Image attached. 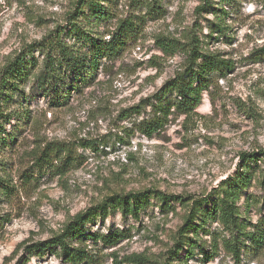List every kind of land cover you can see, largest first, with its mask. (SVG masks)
<instances>
[{
  "label": "rangeland",
  "instance_id": "rangeland-1",
  "mask_svg": "<svg viewBox=\"0 0 264 264\" xmlns=\"http://www.w3.org/2000/svg\"><path fill=\"white\" fill-rule=\"evenodd\" d=\"M137 1L113 2L116 16L143 18L138 21L137 42L116 59H103L94 80L72 91L64 104L29 96L31 81L18 85L11 107L25 104L31 120L19 130L11 148L0 150V179L9 186L8 190L0 186V264H70L51 251L29 255L21 246L12 252L26 238H48L74 214L114 194L156 189L186 201L173 200L172 208H162L151 197L136 218L122 216L118 210L97 218L88 225L92 231L121 230L125 236L114 246L88 240V256L81 264H115L113 253L118 259L137 253L150 261L176 264L169 258L186 206L214 197L220 184L236 174V183L241 184L236 204L247 229L264 215L260 174L264 168V0H159L161 11L153 15H145ZM75 3L0 0V84L7 60L59 26H70V18L77 14ZM74 22L85 26L82 17ZM106 25L93 28L94 33ZM188 32L195 34L204 50L229 60V68L210 74V86L189 116L169 115L163 129L152 137L129 129L133 120L147 116L151 106L146 103L138 115L132 111L124 116L125 110L156 94L185 62L181 50L162 54L155 37L186 41ZM73 40L66 37L68 43ZM33 53L40 61L38 50ZM152 56L157 66L149 63ZM23 93L28 95L26 102L20 100ZM2 97L0 112L5 113L10 105H3ZM12 124L5 123V130H12ZM51 140L75 144V165L64 174L42 171L25 180L37 168L31 149ZM243 152L260 156L244 161ZM219 230L215 220L206 221L197 235H189L191 241L178 251V258L190 250L187 264H264V243L256 247L247 237L241 238L236 261L222 247ZM212 234L217 235L219 247L211 260H204Z\"/></svg>",
  "mask_w": 264,
  "mask_h": 264
},
{
  "label": "trees",
  "instance_id": "trees-1",
  "mask_svg": "<svg viewBox=\"0 0 264 264\" xmlns=\"http://www.w3.org/2000/svg\"><path fill=\"white\" fill-rule=\"evenodd\" d=\"M115 0H76L75 18H70L67 26H59L49 32L39 41L26 45L13 58L7 60L1 72L0 94L1 103L10 105L7 112H0V150L12 147L17 133L22 126L31 120L30 110L26 105L12 108L13 97L21 83L30 82L29 96H46L49 101L56 104H64L72 91H79L88 86L95 78V73L103 59L114 60L119 57L129 45H134L141 32L138 21L143 18L137 16H116ZM138 5L145 8V15L161 11L159 0H138ZM158 14V13H157ZM82 17L85 26H79L74 19ZM73 19V20H72ZM112 19H115L111 22ZM102 23L107 25L103 31L95 32ZM110 23V24H109ZM89 25V26H88ZM186 41L172 36H156L155 44L162 54L172 55L177 51H183L185 62L181 70L164 82L156 94L143 98L138 104L125 110L124 116L130 112L137 115L144 106H151L147 116L140 120H133L131 127L146 137H152L163 129L171 114H185L189 116L202 100V93L208 90L214 72L224 73L230 66V61L217 52L204 50L200 40L194 33L188 32ZM72 36L73 42H66V37ZM107 36V37H106ZM38 50L41 59L38 61L33 51ZM264 53V46L261 48ZM155 57L149 58L151 65L157 66ZM26 94L20 96L21 101L26 102ZM147 103V104H146ZM21 104V103H20ZM16 120L15 122H11ZM5 123H13L12 130L4 128ZM32 164L37 167L36 172L25 175L33 177L42 171H52L54 174H64L68 167L74 166L76 160L74 143L51 140L40 141L31 149ZM244 161L259 157V154H241ZM261 179L264 184V168L261 170ZM239 175L227 177L212 198H202L186 206V212L182 224L178 228L175 237L174 249L170 261H178L176 264H187L190 255L188 250L183 259L178 258V251L191 241L190 234L197 235V231L209 219L215 220L220 228L217 232L222 235L221 245L236 261L240 260L241 249L238 246L243 237H247L250 244L256 247L264 243V215L249 229L246 220L240 216L236 202L239 199ZM4 179H0L2 190H8L9 186ZM153 197L161 203L162 208H172V201H181L180 196L168 195L160 190L147 189L140 192L127 194H114L106 198L102 203L81 210L70 217L57 232H53L48 238L30 241L22 240L12 252L16 253L21 246L29 255L42 256L51 251L63 262L81 264L88 256L86 243L88 240L99 242L104 246H114L125 236L121 230L111 232H95L88 227L97 218H104L108 212L118 210L122 216L131 215L138 217L141 209ZM248 204V202L246 201ZM248 206V205H247ZM217 235L212 234L210 252H204L205 259L211 260L217 253L219 242ZM115 264H172L169 261L159 263L150 261L142 254L131 253L118 256L113 253ZM28 261V258H25Z\"/></svg>",
  "mask_w": 264,
  "mask_h": 264
}]
</instances>
